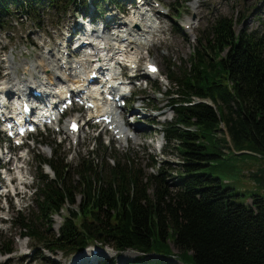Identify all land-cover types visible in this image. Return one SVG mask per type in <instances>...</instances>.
Wrapping results in <instances>:
<instances>
[{
  "label": "trees",
  "instance_id": "trees-1",
  "mask_svg": "<svg viewBox=\"0 0 264 264\" xmlns=\"http://www.w3.org/2000/svg\"><path fill=\"white\" fill-rule=\"evenodd\" d=\"M80 1L0 0V31L10 17L36 16L42 7L66 12ZM108 1L125 7L126 0L89 5L99 13ZM206 33L190 66L168 75L177 90L168 93L173 119L162 132L166 148L173 144L182 159L177 177L168 163L145 177L129 163L107 169L83 159L73 166L55 152L40 163L54 175L41 171L37 177L36 211L29 218L17 213L21 234L36 241L41 252L70 256L101 245L118 254L139 253L129 264H177L167 262L170 257L182 264H264V196L252 195L248 206L235 202L239 195L215 176L220 165L212 162L224 159L226 150L237 156L264 154V34L237 32L228 17L217 18ZM222 126L229 140L218 138ZM78 195L81 203L75 208ZM64 211L67 216L55 232L53 218ZM3 239L0 234V255H12L13 246Z\"/></svg>",
  "mask_w": 264,
  "mask_h": 264
},
{
  "label": "rangeland",
  "instance_id": "rangeland-1",
  "mask_svg": "<svg viewBox=\"0 0 264 264\" xmlns=\"http://www.w3.org/2000/svg\"><path fill=\"white\" fill-rule=\"evenodd\" d=\"M132 1L124 2L125 7L120 10L108 1L103 11L99 12L100 16H104L103 21L113 15H117L121 21H126L135 12H144L152 18L156 17L157 30L154 29L153 39L148 43L150 47L143 46L141 50L136 51L135 56H132L139 69L137 74L144 76V81L138 82L140 86L129 84L130 89H135L137 93L135 97L128 95L132 98L129 107L121 111L125 116L123 124L129 129L130 139L125 143L121 142L118 139L119 135L109 132L107 127L103 129V124L93 125L94 127L90 128L84 125L79 133L80 141L79 135L76 140H73L67 138L64 133L58 135L53 130L39 133L28 141L25 148L16 150L15 158L10 163L11 178L16 183L13 182L11 185L9 190L11 193L7 200L0 201V234L4 237L3 241L13 246L14 253L9 256L0 255V263L106 264L108 261L112 262L111 264H129L134 261L140 255L135 251L118 254L114 247L101 245H92L85 249L83 254H80L83 255L81 259H77L79 254L66 256L61 252L53 254L43 249L46 251L44 253L41 252V246L36 241L23 237L16 222L17 213L21 212L29 218L36 211L35 192L37 177L41 171L53 178L48 165H40L41 160H51L54 153L58 152L73 166H77L83 159H92L96 165L106 166L107 169L114 167L118 162L129 163L145 174V177L157 174L158 167L168 163L171 165L170 171L174 175L173 178L177 177L182 159L176 149L171 148L173 144L170 148H166L162 132L163 125L173 119L168 93L177 90V84H174L168 75L172 71L180 75L181 70L190 66V57L194 48L200 41H205L206 31L219 17L233 19L237 32L258 30L264 34V0H145L147 7L138 5L136 8L130 5ZM90 3L91 0H81L66 12L61 10V7L57 9L42 7L36 16L18 15L21 16L19 19L10 17L8 25L0 31V84L1 80H10L11 85L12 79L9 78L13 77L12 75L19 79L23 77L25 72L23 65L26 61L35 64L36 61L41 60L46 51L61 48L60 45L63 46L64 40L74 31L73 23H80V17L83 16L80 11L88 8L87 13L93 12L94 9L89 5ZM92 15L93 13H89L88 17ZM89 19L86 18V21ZM189 22H195L194 28L186 29ZM103 26V24L100 25V28ZM158 26L161 27L162 32ZM110 29L107 31L113 33V28ZM76 56L78 57L79 54ZM11 62L20 65L21 68L13 72L9 68L12 66ZM149 63L158 66L159 73L148 76L147 79L144 74L146 65ZM31 75L34 77L36 72L30 71L29 75L24 77ZM87 113L84 108L74 107L67 117L75 116L84 120L85 123V119L88 118ZM60 126L64 127L62 124ZM222 130L224 132H220L218 138L226 136L229 140L224 126ZM1 139V142L5 141L4 138ZM8 146L9 144L0 146L2 153H5L2 154L3 157L8 156L4 149ZM224 157V159L212 160L214 164L220 165L219 172H215V176L222 179L225 187L235 189L232 193L239 195L233 198L235 202L248 206L252 195L264 196V154L262 152H245V155L237 156L233 151L226 150ZM154 161H157L156 166L152 165ZM17 166L20 167L21 174L26 175L25 178L15 175L18 171ZM0 167L7 172L6 162L1 163ZM207 170L211 171L210 167ZM25 181L29 187L22 185ZM150 193L152 194L153 190ZM80 203L81 195H78L75 208H78ZM69 208L70 205H66L65 210ZM62 215L53 218L55 232H58L63 224V217L67 216V211H64ZM22 245H25V248H22ZM173 249L175 253H178L177 249ZM93 251L98 252L99 255L93 257ZM126 253L124 261L123 256ZM149 258L152 260L160 257L150 255ZM166 261L182 264L176 257H170Z\"/></svg>",
  "mask_w": 264,
  "mask_h": 264
},
{
  "label": "bare ground",
  "instance_id": "bare-ground-1",
  "mask_svg": "<svg viewBox=\"0 0 264 264\" xmlns=\"http://www.w3.org/2000/svg\"><path fill=\"white\" fill-rule=\"evenodd\" d=\"M109 22L114 26L113 33L105 34V31H103L101 38H98V35L91 34L88 38L85 37L78 41L75 46L79 49L85 48L86 52H93L94 55H82L76 58L71 55L64 46L60 50L50 49L43 54L41 58L42 61H36L35 64L26 61L23 65L25 72L20 79L12 75L14 71L21 68L20 65L11 62L10 64L12 66L9 68L13 71L11 73L13 77L9 78L12 79L11 86L9 87L14 91L18 88V94L21 97H27L29 102L34 106V109L36 105L35 102H41L43 105L41 109H46L51 114L54 113L56 108L52 104L58 100H62L67 92L72 93L74 91L76 93L84 90L86 94L83 95L82 98L89 101L91 100L96 105L94 110L87 109V116L92 115V118L96 119L105 114L111 115L112 125L119 131L116 135L122 137L120 140L125 143L130 139L129 129L123 124L125 116L116 110L117 108H108L101 103L102 91L108 92L114 91L116 88L118 89L119 85H117L118 83L116 81H118L119 78L116 76L117 74L115 72L116 69L118 70L120 67L119 63H124V56H126L128 65H136L137 62L135 58L132 59V56H135L136 51L141 50L143 46L147 48L150 47L148 43L153 39L152 34H154V29L157 30V22L156 17L152 18L144 12H135L134 15L126 21H121L117 15H113V17L109 18ZM73 25L74 32L82 30L79 22H74ZM194 26L195 22H189L186 25V29H192ZM158 28L160 32H162L161 27L158 26ZM93 44L98 45L99 50L90 47V45ZM123 50H127L128 52L121 53ZM77 53L81 52L77 51ZM99 61L105 62V65H102L105 70L104 72L97 71ZM30 71H35L36 75L34 77L32 75L30 77H24L28 76ZM91 73L95 76L94 80H97L99 77L102 78L100 81L102 84L99 86H97L98 84L96 83L91 84L89 82ZM145 74L148 75L147 73ZM106 75L109 76V82H105L103 79ZM113 75L115 76L111 79L110 77ZM9 81H5V83L10 84ZM5 83H1V89L5 86ZM125 83L127 82H124L119 88L118 94H122L128 90L129 85H125ZM32 90L39 91L40 95L35 97L30 94V97L27 96ZM6 100L7 97L4 96L3 101L6 102ZM47 105H50L51 108H47ZM23 118H25V116H23ZM62 129L67 138L76 140V134L69 133L67 126ZM80 137L79 135V141ZM16 170L18 171L15 175H18L19 178L26 177V175L21 174L19 166H17ZM22 248H25V245H22ZM126 256L127 253L123 256L124 261ZM123 260L121 262H123Z\"/></svg>",
  "mask_w": 264,
  "mask_h": 264
}]
</instances>
